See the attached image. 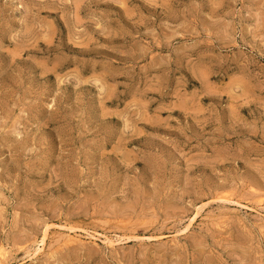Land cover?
Returning a JSON list of instances; mask_svg holds the SVG:
<instances>
[{
    "label": "rangeland",
    "instance_id": "rangeland-1",
    "mask_svg": "<svg viewBox=\"0 0 264 264\" xmlns=\"http://www.w3.org/2000/svg\"><path fill=\"white\" fill-rule=\"evenodd\" d=\"M0 264H264V0H0Z\"/></svg>",
    "mask_w": 264,
    "mask_h": 264
},
{
    "label": "bare ground",
    "instance_id": "bare-ground-1",
    "mask_svg": "<svg viewBox=\"0 0 264 264\" xmlns=\"http://www.w3.org/2000/svg\"><path fill=\"white\" fill-rule=\"evenodd\" d=\"M63 229H65V228H63ZM74 230V229H73ZM64 231V230H63ZM72 231V230H71ZM76 232V231H75ZM69 235H71V234H69ZM88 235H90V234H88ZM91 236V235H90ZM94 237V236H93ZM75 239H76V237H75ZM78 239V238H77ZM43 242V241H42Z\"/></svg>",
    "mask_w": 264,
    "mask_h": 264
}]
</instances>
